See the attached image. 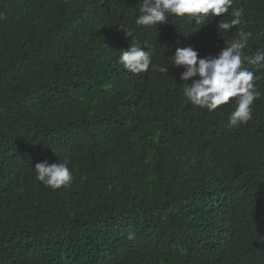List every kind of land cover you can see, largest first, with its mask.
<instances>
[{
  "label": "trees",
  "instance_id": "1",
  "mask_svg": "<svg viewBox=\"0 0 264 264\" xmlns=\"http://www.w3.org/2000/svg\"><path fill=\"white\" fill-rule=\"evenodd\" d=\"M232 7L242 23L218 35L229 14L145 28L139 0H0V264H264V69L251 118L230 127L236 98L195 107L170 65L238 29L247 55L264 49V0ZM131 43L169 71L125 69ZM44 160L72 182L36 180Z\"/></svg>",
  "mask_w": 264,
  "mask_h": 264
},
{
  "label": "clouds",
  "instance_id": "2",
  "mask_svg": "<svg viewBox=\"0 0 264 264\" xmlns=\"http://www.w3.org/2000/svg\"><path fill=\"white\" fill-rule=\"evenodd\" d=\"M234 0H139V15L136 25L145 28L156 25H167L169 18L187 19L195 24H205L214 17L229 14L228 21L219 20L215 25L218 35L229 32L242 23L243 8H233ZM231 9V12L229 11ZM209 24H205L207 26ZM126 37L132 32L125 26ZM192 35V34H191ZM191 35H184L189 37ZM251 32L242 29L236 31L235 38L224 42L215 55L201 56L194 46L177 47L171 55L170 65L183 68L180 80L186 82L182 95L193 106L214 111L220 106L235 99V110L228 117L229 126H239L249 121L254 101L260 93L256 91L255 81L260 79L257 72L264 69V49L247 55L245 49ZM155 48L145 44L131 43L130 47L121 50L119 63L133 74L152 71L168 72L169 66H157L153 63ZM36 180L53 190L69 185L73 175L68 162H52L47 160L36 163Z\"/></svg>",
  "mask_w": 264,
  "mask_h": 264
}]
</instances>
